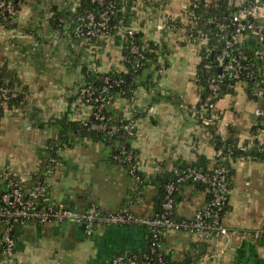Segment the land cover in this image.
Listing matches in <instances>:
<instances>
[{
    "label": "crops",
    "instance_id": "0c3cea01",
    "mask_svg": "<svg viewBox=\"0 0 264 264\" xmlns=\"http://www.w3.org/2000/svg\"><path fill=\"white\" fill-rule=\"evenodd\" d=\"M193 1H135L130 26L144 40L159 44L158 66L143 71L131 97L114 101V113L135 118L130 144L137 152L139 170L148 178L173 170L180 161L204 157L212 164L211 126L223 139L231 136L239 144H249L251 151L257 145L258 155L231 163L232 188L223 216L228 235L197 242L186 232L168 230L165 244L174 260L189 256L190 264H264V239L255 235L264 226V160L258 152L264 132H258L262 117L255 110L264 102L250 98L240 85L235 94L217 101L218 116L211 126L204 125L197 111L203 89L199 77L203 48L181 30L193 21ZM81 5L82 0H25L11 22L0 23V71L6 82L25 94V105L2 108L0 162L28 184L48 171V197L56 205L118 211L133 195L137 198L129 202L130 210L152 215L155 188L137 192L127 167L113 162L102 143L78 140L60 149V159L47 166L45 150L58 135L52 121L63 116L74 121L92 117L91 107L78 97L86 71L126 70L123 43L116 36L91 41L74 33L76 16L83 13ZM178 195L177 215L185 218L208 199L206 189L192 184ZM148 235L138 225H102L89 234L85 226L72 222H22L15 231L14 254L5 264H110L118 254L143 249Z\"/></svg>",
    "mask_w": 264,
    "mask_h": 264
},
{
    "label": "built area",
    "instance_id": "2783aa9c",
    "mask_svg": "<svg viewBox=\"0 0 264 264\" xmlns=\"http://www.w3.org/2000/svg\"><path fill=\"white\" fill-rule=\"evenodd\" d=\"M21 1V0H20ZM92 3L100 7L98 11H88L76 16L74 33L81 38H101L112 37L109 32L116 28L112 26L113 17L119 9V0H91ZM236 7L235 13L231 17V21L237 25L234 41L241 40L242 31L249 29L253 32L254 37L259 41L260 47L254 49L255 55L264 58V0H232ZM11 17L16 14L14 0H0V15L3 13ZM122 22V21H120ZM209 22L215 23L219 31H224L226 25L214 19ZM121 33L126 40H130V50L142 58V51L134 43L133 38L137 30L131 26H120ZM181 30L188 40L197 44L200 48L206 49L208 46V36L205 31L196 26L192 21L191 24H183ZM234 41L228 40L222 52L216 56V65L225 72L233 71L234 76L238 77L239 70L244 66L241 65L237 56L231 55L230 48ZM214 47L207 48L206 57L214 50ZM229 58V60H227ZM246 58V56H243ZM140 66V63H137ZM208 70V68H206ZM213 75L208 78V88L210 93L201 98L197 107L200 113L209 112V117H203V123L211 126L218 116L217 114V90L222 77L225 74ZM106 82L110 78H105ZM264 81V71L262 73L261 82ZM118 84L117 80L113 81ZM232 86V85H230ZM237 88V86L235 87ZM108 88L101 89L97 97H93L94 91L91 87L81 90V100L89 105L92 110L94 123L91 127L96 130L105 131L109 135L116 133L120 127L111 121V117L104 114L106 105L112 102V97H106L105 93ZM19 91L6 85L0 75V110L6 103L19 96ZM254 94L263 99L264 88L258 87ZM94 105H93V104ZM255 114L262 117V124L258 127V132H264V106L258 107ZM123 128L128 134L133 135L136 125L134 117L126 119ZM249 144H239V148L243 151L241 157L252 158L253 155L247 154ZM123 161H131L132 152L122 151ZM259 154L264 160V139L259 142ZM215 159H224L222 149L215 150ZM55 163L54 158L50 159ZM176 179L170 180L166 185L165 199L163 203V211L154 215H138L127 208H121L118 211H104L96 205H90L86 208H69L52 203L49 200L46 179L37 178L31 185L27 181L18 179L0 162V184H2L0 192V264H5V259L12 257L16 246L15 231L17 225L22 222L34 221L42 224L56 223L62 224L72 222L85 225L89 234H93L97 227L102 225L121 226V225H138L146 227L155 238L159 237V229L166 228L168 230H176L186 232L195 237L197 242H207L215 240L217 237L226 236L229 233L228 227L223 222L222 212L229 201V185L228 175L229 168L220 164L214 166L209 172L195 167H188L184 172L175 169ZM48 171L44 173L46 175ZM185 180H193L206 185L210 192L211 199L203 207L198 208L194 215L190 218L176 220L171 216L175 205V193L178 191L179 183ZM256 237L264 239V226L257 229ZM158 241H153L152 250ZM110 264H173L164 261L159 256L156 262L150 258L147 253L142 256L137 253L118 254L110 262Z\"/></svg>",
    "mask_w": 264,
    "mask_h": 264
},
{
    "label": "trees",
    "instance_id": "16d2710c",
    "mask_svg": "<svg viewBox=\"0 0 264 264\" xmlns=\"http://www.w3.org/2000/svg\"><path fill=\"white\" fill-rule=\"evenodd\" d=\"M24 1L25 0H14L16 14L11 17L4 12L2 15H0V23L11 22L19 12V9ZM135 1L136 0L118 1L119 9L113 17L112 21V26H116V28L113 29L112 27V30L109 32L110 35L116 36L123 43L126 70H112L108 72L86 71L85 82L79 87L78 90V97L81 98V90L91 87L94 91L93 97H97L100 94L101 89L107 87L108 92L105 93V96H111L112 102L106 105L103 111L107 117H111V121L117 124L120 129L113 135H109L105 131L96 130L91 127L92 123L95 122L93 117H91L87 121H74L68 119L66 116L54 119L52 121V124H54L58 128V135L48 143V146L45 150V155L49 163L47 166H49L50 164H52L50 160L51 158H54L56 162L60 159V149H63L65 147L70 148L78 140L88 139L102 143L109 151L110 159L113 162L121 163L127 167L128 172L136 181L137 192H142L144 188L149 186H153L155 188L157 195L154 204V213L152 214L154 215L163 211L166 185L170 180L176 179V175L174 172L175 169L179 170L180 172H184L188 167H195L202 169L205 172H209L214 166L224 164L229 168L228 185L229 190H231L233 175L231 163L234 159L241 157L244 153L239 148V142L237 138L230 136L226 139H223L219 134L215 132L214 126H211L210 128L213 133L215 150L222 149L224 159H215L212 164H210V162L204 157H201L196 162L191 163L180 161L175 165V168L173 170L164 171L163 173L157 174L150 178H148L145 173L139 170L137 162V152L130 144V138L133 135L128 134L127 131L122 127L123 124L127 122V120L122 116L115 115L113 108L114 101L118 97L132 96L134 90L138 86L139 76L143 73V71L154 64L155 66H158L157 63L159 54L157 53V50L160 47L159 44L155 43L154 41H146L143 39L142 34L136 33L133 41L142 51L143 57L140 58L130 50V40H126L121 33V25L130 26L131 24V19L135 14V11L132 10V6L135 4ZM99 9L100 7L92 3L91 0H82L80 11H82L83 13L88 11H98ZM235 11L236 7L233 5L232 0H194L190 7V14L193 22L196 26L205 31L208 36V46L206 47V49H202V61L200 62L199 66V77L203 86L202 98H205L210 93V90L208 88V78L213 75L218 76L219 74L221 75L224 73V71L216 65V56L220 52H222L228 40L234 41V37L237 34V25L231 21V17L235 13ZM211 19L224 23L226 25L225 30L220 32L215 23L209 22V20ZM241 33L242 34L239 36H242V39L234 41L233 46L230 48V53L231 55L237 56L240 60L241 65L244 67L239 70L238 77L234 76V72L232 70L224 73L225 75L222 77L217 90V101L226 94H235L236 86L238 87L240 85H243L245 87L247 95L252 99H259V97L254 94L255 90L258 87L264 88V81L261 82L262 73L264 71V64L262 59L258 58L254 53V49L259 48L260 43L254 37L251 30L245 29ZM97 39L98 38H91L90 40L92 41ZM210 47H214L215 49L210 53L209 57H206L208 53L207 48ZM243 56H246V58H243ZM229 58L230 57H228L227 60H229ZM138 62L140 63L139 67L137 66ZM206 68H208V70H206ZM0 75L3 82L9 87H12V85L10 84L11 82L9 83L5 81V75L3 71H0ZM106 77L110 78L109 82L105 81ZM114 80H117L118 84L114 83ZM6 105L16 107L25 105V94L20 93L18 97L9 100ZM1 111L2 109L0 110V116ZM198 113L201 118L210 116L209 112ZM258 126L261 125L259 124ZM255 143L257 144L258 141L255 140ZM253 148L254 150L252 151L248 149L247 154L258 155V153H256L257 145ZM122 151H131L133 156L132 160L129 162L123 161L122 157L124 156V153ZM259 156L261 157L260 154ZM36 178L45 179V175L41 173L37 177H35V179ZM31 184L32 183H30L29 185ZM187 184H192L197 189H206L208 194L207 202H209L211 199L210 192L208 191L206 185L193 180H185L180 182L178 187L179 189L174 195L175 205L173 213L171 214V216L176 220H182L183 218H185L179 217L177 215L176 206L178 202V194L180 190ZM1 188L2 184H0V192ZM135 198H137V196L133 197V195H131L129 199L125 201L124 208L130 210L129 202L134 201ZM227 207L228 204L225 206L224 211L222 212V217L224 216ZM141 227L146 228L144 226ZM168 232V229L161 228L159 229V237L155 238L153 236V233L148 230V243L143 249L137 252H128L122 254L137 253L142 256L143 253H147L154 262H156L158 257L161 256L164 261L169 263L190 264L191 259L189 256L182 261H176L167 251L165 241L167 239ZM153 241H158V245L155 246L154 251L152 250ZM193 248L198 251V244L195 243L193 245Z\"/></svg>",
    "mask_w": 264,
    "mask_h": 264
},
{
    "label": "water",
    "instance_id": "95a60500",
    "mask_svg": "<svg viewBox=\"0 0 264 264\" xmlns=\"http://www.w3.org/2000/svg\"><path fill=\"white\" fill-rule=\"evenodd\" d=\"M32 117H33V115L30 116V120H32ZM82 226L84 227L85 225H82ZM200 247L205 248V245H201Z\"/></svg>",
    "mask_w": 264,
    "mask_h": 264
}]
</instances>
